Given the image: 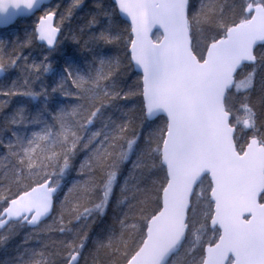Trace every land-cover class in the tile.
I'll list each match as a JSON object with an SVG mask.
<instances>
[{
    "label": "snow or ice",
    "instance_id": "6c2138e0",
    "mask_svg": "<svg viewBox=\"0 0 264 264\" xmlns=\"http://www.w3.org/2000/svg\"><path fill=\"white\" fill-rule=\"evenodd\" d=\"M39 6L0 0V23L40 13L11 52L0 41V73H23L0 96L39 103L0 129V246L29 230L6 264H264V0ZM77 8L91 59L58 70Z\"/></svg>",
    "mask_w": 264,
    "mask_h": 264
},
{
    "label": "trees",
    "instance_id": "16d2710c",
    "mask_svg": "<svg viewBox=\"0 0 264 264\" xmlns=\"http://www.w3.org/2000/svg\"><path fill=\"white\" fill-rule=\"evenodd\" d=\"M97 0H84V5H87L90 8H95ZM89 17L84 16V13L81 8H77L74 12V15L71 21L68 23V30L65 32V39L62 42L61 49L59 52L53 53L54 58V66H57L59 70L61 64L63 63V58L65 56L71 57L75 60L76 63H79L81 66H84V62L86 60L91 59V53H88L81 48H79L75 41L71 39V35L74 32H77L79 27L83 25L86 19ZM36 22L35 17H31L29 19L21 20L22 27L18 28H9L6 30L0 31V41L4 42V51L11 52L13 47L18 46L22 41H24L26 34L31 33L34 23ZM103 51L106 54L118 55V51L113 46H105ZM24 56L29 58V63L32 60H40L43 58L45 54V48L38 44L37 40L33 43L31 47L25 46L23 48ZM23 73L17 68H11L8 72L0 73V84H11L13 80H17L18 82H22ZM128 79V77H125ZM42 82L45 86L52 83L51 73L46 74L42 77ZM41 81H34L33 86L39 89V84ZM58 102H68L67 98L62 95H57L54 98ZM0 101H8L4 106L0 107V129L4 128V119L5 116H12L17 109L23 107L25 108V115L31 119V117L35 114L37 108L39 107V103L36 100H32L31 102L27 101V98L20 97H12L7 98L4 96H0ZM12 130H19L23 132L25 129L21 126H17ZM27 130L31 131L32 126L28 125ZM11 135L10 130H5L0 132V138H7ZM3 153V147L0 146V154ZM78 166V165H77ZM125 174H127V169H125ZM77 174L73 171L71 174L65 177V181L70 185L73 179H76ZM66 190V189H65ZM113 216V212L110 210L106 217H104L103 221L98 222L94 225V229L99 231L102 227H104L105 223H109L111 221V217ZM29 230L26 228H20L17 230L18 234L9 241L7 246H0V264H6L10 257H14L17 255L15 249L18 245L23 241L25 234ZM35 245V241L32 242Z\"/></svg>",
    "mask_w": 264,
    "mask_h": 264
},
{
    "label": "water",
    "instance_id": "95a60500",
    "mask_svg": "<svg viewBox=\"0 0 264 264\" xmlns=\"http://www.w3.org/2000/svg\"><path fill=\"white\" fill-rule=\"evenodd\" d=\"M55 0H41V6H39L36 11H40L42 7H46L52 4ZM37 14V13H36ZM9 15H14L15 19L12 20L10 23H0V29H8L16 24L20 19L30 18L35 15V13H15L14 11H10ZM37 42L41 45L40 41L37 39Z\"/></svg>",
    "mask_w": 264,
    "mask_h": 264
},
{
    "label": "rangeland",
    "instance_id": "374dc122",
    "mask_svg": "<svg viewBox=\"0 0 264 264\" xmlns=\"http://www.w3.org/2000/svg\"><path fill=\"white\" fill-rule=\"evenodd\" d=\"M56 4H60L61 5V10H63L64 8L68 7L69 5L72 4V0H56L54 1L52 4L48 5L47 7H50V6H54ZM40 13H37L34 15L35 18H37V16L39 15ZM22 27V23H20V21H18L16 24H14L12 27L10 28H18V27ZM9 29V28H8ZM68 30V24L66 25L65 29H64V33Z\"/></svg>",
    "mask_w": 264,
    "mask_h": 264
},
{
    "label": "bare ground",
    "instance_id": "6f19581e",
    "mask_svg": "<svg viewBox=\"0 0 264 264\" xmlns=\"http://www.w3.org/2000/svg\"><path fill=\"white\" fill-rule=\"evenodd\" d=\"M78 163H79V158L77 159V161H76V164L78 165Z\"/></svg>",
    "mask_w": 264,
    "mask_h": 264
}]
</instances>
